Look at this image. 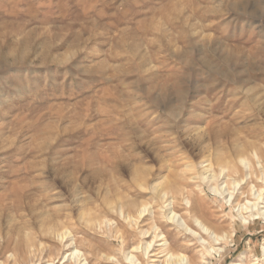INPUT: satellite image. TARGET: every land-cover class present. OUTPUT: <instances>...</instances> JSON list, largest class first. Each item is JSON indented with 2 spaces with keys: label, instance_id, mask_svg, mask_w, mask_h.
<instances>
[{
  "label": "rangeland",
  "instance_id": "obj_1",
  "mask_svg": "<svg viewBox=\"0 0 264 264\" xmlns=\"http://www.w3.org/2000/svg\"><path fill=\"white\" fill-rule=\"evenodd\" d=\"M237 148L251 166L221 175ZM165 185L192 229L227 235H203L220 253L168 221ZM257 191L264 0H0V264H169L163 238L196 264H264V220L238 214Z\"/></svg>",
  "mask_w": 264,
  "mask_h": 264
},
{
  "label": "bare ground",
  "instance_id": "obj_2",
  "mask_svg": "<svg viewBox=\"0 0 264 264\" xmlns=\"http://www.w3.org/2000/svg\"><path fill=\"white\" fill-rule=\"evenodd\" d=\"M248 149L252 151V153L254 155H257V148L255 145H249L248 146ZM259 151V150H258ZM261 152V151H260ZM235 159L234 161H237V164H234V166L231 164V160H228V158H225L221 155H218L216 156V158L214 159L215 161V164L219 167L220 169V172L222 173L221 175L224 174V172L226 170H233L236 172L239 173V164L238 163H241V165H245L246 167H250L251 166V161L249 160V156H248V150H243L241 148H237L236 151H235ZM251 155V154H250ZM232 156V155H231ZM252 157V156H250ZM261 157V156H260ZM253 159V158H252ZM256 159V158H255ZM209 160V159H208ZM259 160V159H258ZM213 161V160H212ZM205 164V163H204ZM245 167V168H246ZM205 168V167H204ZM253 169V168H252ZM255 171V170H254ZM210 172V170H209ZM208 172V173H209ZM207 173V172H206ZM228 173V171H227ZM231 173V172H230ZM234 173V175H235ZM237 174V173H236ZM214 178L215 179V174H213ZM220 175V176H221ZM241 175V174H240ZM219 176V177H220ZM228 176V175H227ZM243 176V175H242ZM203 177H204V174H203ZM247 177V176H246ZM211 178V177H210ZM209 178V180H210ZM245 178V176L243 177ZM208 179V177H207ZM205 179V180H207ZM219 179V178H218ZM213 180V179H212ZM216 180V179H215ZM192 181V180H191ZM244 181V179H243ZM241 183V182H240ZM240 183L238 182H235L234 184L236 186H239ZM233 183H231L232 185ZM140 185V184H139ZM142 186V185H141ZM233 186V185H232ZM218 187V186H217ZM263 187V186H262ZM259 189V188H258ZM154 191L157 192L158 194V197L160 198V200L162 201L163 203V206L165 205V207L168 209V214L166 216V218L168 219V221L170 223H173L175 225H177V227L181 228L182 230H185L186 232H190L191 234L190 235H193L195 237H199L200 241H202V244H205V245H208V247L210 248V250L212 251H215L217 253H220L221 248L219 249H215L212 245H211V242L210 241H207V239L205 237H203V235H206L208 236L209 239H211L213 242H220V241H225L227 235L225 236H222V235H219L215 229H212L211 227H209L208 225H206L205 223H203L199 218H195V222H196V225L197 227L201 230L202 234L201 233H198L197 231H195L194 229H192L189 225H188V222H186V220L178 215L176 212H175V207H174V202L171 200H169L170 202H168V197H169V194H170V187L166 186L165 187H161L160 186H156L154 188ZM182 191V190H181ZM184 191V190H183ZM215 191L217 193H221V195H223L222 192H220V190L218 188L215 187ZM222 191V190H221ZM260 191V190H259ZM180 192V191H179ZM264 191H261V192H258L257 191V195H256V198H255V202L253 200V202L251 201H248L246 203H244V205H241L239 204L238 205V214H239V217L241 218L242 222H244L245 224L246 223H250V220H259V219H263L264 220ZM156 194V195H157ZM181 195V193H180ZM179 195V196H180ZM184 195V194H183ZM231 195V194H230ZM235 195V194H234ZM192 196V195H191ZM178 197V196H177ZM234 197L233 195H231V198ZM185 198V197H184ZM230 198V199H231ZM180 199V198H179ZM187 200V199H186ZM238 200V199H237ZM252 200V199H251ZM185 202V201H184ZM231 202V200L229 201ZM235 203V202H234ZM187 204H189V201L187 202ZM235 206V205H234ZM123 206H120V212L122 215H124V210H123ZM233 208V207H232ZM148 209H143L141 210L140 212V217L144 216V214L146 213ZM234 210V209H233ZM148 212V211H147ZM125 219L127 220V222H131V225H132V220L133 218L129 215H127L125 217ZM37 222H38V225H39V230H40V233L42 234L43 237L45 238H50V240H54V242L58 243V244H68V246H72L73 244L70 243L71 242V239H70V233H68L67 231H65L63 229V226L61 225L60 223V220L59 221H56L54 218H51V217H48V216H45L44 214L42 215H39L37 216ZM204 220V219H203ZM208 222V221H207ZM159 223V221H158ZM210 223V222H209ZM212 225V224H211ZM239 225V224H238ZM244 228V227H243ZM154 229V228H153ZM156 230V228H155ZM217 230V229H216ZM154 231V230H153ZM158 231V230H157ZM150 232H142L141 234L143 236H147ZM154 234H155V231H154ZM31 235V234H30ZM161 236H163L162 234H156L153 238V241L151 240L150 243L147 244V247H146V254H149V250L150 248L152 247L153 243L158 240ZM75 238V237H74ZM163 238V237H162ZM121 239V238H120ZM73 240V239H72ZM231 240V239H230ZM25 241V240H24ZM149 242V241H148ZM157 242V241H156ZM163 244L161 245L163 247V250H162V253L166 254V257H167V262L169 264H196L195 261L193 260H188L185 256H181L179 255H176L174 253H172L170 251V247H169V243L168 241L163 238ZM29 243V242H28ZM27 243V247L29 246V248H32L34 247V244H28ZM21 244V243H20ZM43 244V242H42ZM161 244V243H160ZM218 244V243H217ZM182 246V245H181ZM203 246V245H202ZM68 247V248H69ZM160 247V246H159ZM223 247V246H222ZM75 248V247H74ZM182 248V247H181ZM180 248V249H181ZM140 250V249H139ZM42 251V250H41ZM30 252V251H29ZM263 257H264V247H263ZM152 253V252H151ZM158 253V252H157ZM177 253V252H176ZM73 256L74 259H76V262L75 264H89L88 263V259L83 255L81 254L77 249L73 250V252L71 253V255L69 257ZM127 256V255H126ZM37 257V256H35ZM47 257V256H45ZM128 258H131V259H134V257L132 256H127ZM152 257V256H151ZM150 257V258H151ZM211 257V256H210ZM63 258V257H62ZM47 259V258H46ZM65 259V258H64ZM73 259V258H72ZM155 259V258H154ZM34 260V259H33ZM39 260V258H38ZM55 260H49L48 264H54ZM136 263V262H135ZM67 264V263H65ZM208 264H211V263H208Z\"/></svg>",
  "mask_w": 264,
  "mask_h": 264
}]
</instances>
